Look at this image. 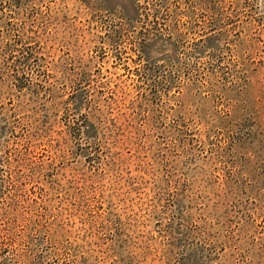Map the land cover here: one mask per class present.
I'll use <instances>...</instances> for the list:
<instances>
[{"label":"rangeland","instance_id":"rangeland-1","mask_svg":"<svg viewBox=\"0 0 264 264\" xmlns=\"http://www.w3.org/2000/svg\"><path fill=\"white\" fill-rule=\"evenodd\" d=\"M0 264H264V0H0Z\"/></svg>","mask_w":264,"mask_h":264}]
</instances>
